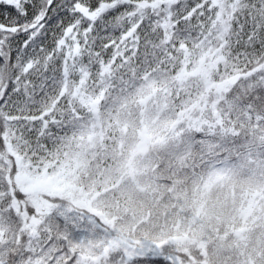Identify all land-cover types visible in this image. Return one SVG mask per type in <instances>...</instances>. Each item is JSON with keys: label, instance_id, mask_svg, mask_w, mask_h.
Returning <instances> with one entry per match:
<instances>
[{"label": "snow or ice", "instance_id": "1", "mask_svg": "<svg viewBox=\"0 0 264 264\" xmlns=\"http://www.w3.org/2000/svg\"><path fill=\"white\" fill-rule=\"evenodd\" d=\"M0 264H264V0H0Z\"/></svg>", "mask_w": 264, "mask_h": 264}]
</instances>
